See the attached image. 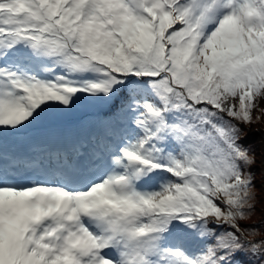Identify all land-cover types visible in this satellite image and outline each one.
Instances as JSON below:
<instances>
[{"label": "snow or ice", "instance_id": "6c2138e0", "mask_svg": "<svg viewBox=\"0 0 264 264\" xmlns=\"http://www.w3.org/2000/svg\"><path fill=\"white\" fill-rule=\"evenodd\" d=\"M0 264H264V0H0Z\"/></svg>", "mask_w": 264, "mask_h": 264}, {"label": "rangeland", "instance_id": "374dc122", "mask_svg": "<svg viewBox=\"0 0 264 264\" xmlns=\"http://www.w3.org/2000/svg\"><path fill=\"white\" fill-rule=\"evenodd\" d=\"M257 127H259V125H257Z\"/></svg>", "mask_w": 264, "mask_h": 264}]
</instances>
